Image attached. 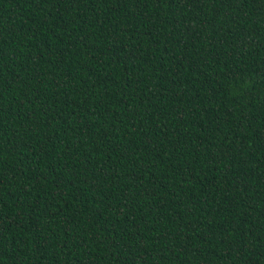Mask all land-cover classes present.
I'll use <instances>...</instances> for the list:
<instances>
[{
    "label": "trees",
    "instance_id": "16d2710c",
    "mask_svg": "<svg viewBox=\"0 0 264 264\" xmlns=\"http://www.w3.org/2000/svg\"><path fill=\"white\" fill-rule=\"evenodd\" d=\"M0 264H264V0H0Z\"/></svg>",
    "mask_w": 264,
    "mask_h": 264
}]
</instances>
